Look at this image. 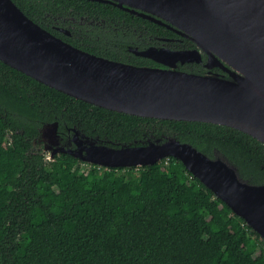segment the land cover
<instances>
[{
    "label": "trees",
    "instance_id": "trees-1",
    "mask_svg": "<svg viewBox=\"0 0 264 264\" xmlns=\"http://www.w3.org/2000/svg\"><path fill=\"white\" fill-rule=\"evenodd\" d=\"M12 1L73 46L130 64L157 66L128 47L175 37L96 0ZM168 43L171 49L195 47L186 38ZM179 68L205 73L196 63ZM53 121L63 139L74 128L109 145L173 135L227 160L244 181L264 183V144L247 133L95 106L0 61V264H264V240L180 160L106 168L66 153L47 159L32 142Z\"/></svg>",
    "mask_w": 264,
    "mask_h": 264
},
{
    "label": "water",
    "instance_id": "water-1",
    "mask_svg": "<svg viewBox=\"0 0 264 264\" xmlns=\"http://www.w3.org/2000/svg\"><path fill=\"white\" fill-rule=\"evenodd\" d=\"M96 1L173 30L195 47H128L164 67L112 60L73 46L27 17L12 0H0V61L95 106L226 125L264 144V0ZM186 62L202 63L208 71L177 68ZM32 143L43 144L48 159L66 153L106 168L147 166L174 157L264 240V183L244 181L227 160L209 157L173 135L109 145L73 128L70 147L60 144L53 121L42 125Z\"/></svg>",
    "mask_w": 264,
    "mask_h": 264
},
{
    "label": "flooded vegetation",
    "instance_id": "flooded-vegetation-1",
    "mask_svg": "<svg viewBox=\"0 0 264 264\" xmlns=\"http://www.w3.org/2000/svg\"><path fill=\"white\" fill-rule=\"evenodd\" d=\"M139 17V16H138ZM82 19V18H81ZM144 19V18H143ZM145 20H147V19H145ZM59 30H60V28H58ZM61 31V30H60ZM173 31V30H172ZM174 33H175V37H163V36H160V37H158L160 40H161V43H162V45H155V46H165V47H169L168 46V42H170V41H179V42H181L182 41V39H184L185 37H183V36H181V35H179V34H177L175 31H173ZM61 33H63V34H65L64 32H62L61 31ZM65 35H67V36H69L70 34H65ZM59 37V36H58ZM61 38V37H60ZM62 39V38H61ZM187 39V38H186ZM192 42V41H191ZM193 43V42H192ZM167 44V45H166ZM194 44V43H193ZM195 45V44H194ZM170 48V47H169ZM174 49H181V48H174ZM129 51V50H128ZM204 56V58H203V62L205 61V54H203L202 55V57ZM194 63V62H193ZM184 64H192V63H190V62H186V63H183V64H178V66H177V68L178 69H180L179 68V66L180 65H184ZM197 64V63H196ZM199 64H201L202 66H203V64L202 63H199ZM157 66H159V67H164L163 65H161V64H159L158 63V65ZM203 68L205 69V72H207L208 70L203 66ZM214 71H218L217 70V68H214L213 69ZM58 134L60 135V144H63L64 146H70V147H74V144L73 143H68V142H70L71 141V136H68L67 135V137L65 138V139H63V137L61 136V134L59 133V131H58ZM37 148V147H36ZM43 153H46V152H43ZM47 153H49V151H47Z\"/></svg>",
    "mask_w": 264,
    "mask_h": 264
},
{
    "label": "rangeland",
    "instance_id": "rangeland-1",
    "mask_svg": "<svg viewBox=\"0 0 264 264\" xmlns=\"http://www.w3.org/2000/svg\"><path fill=\"white\" fill-rule=\"evenodd\" d=\"M163 136H165V137H167V136H169V135H163ZM36 147L38 148H40L41 150L43 149V144H36ZM45 154V157L48 159V157H49V153H44Z\"/></svg>",
    "mask_w": 264,
    "mask_h": 264
}]
</instances>
